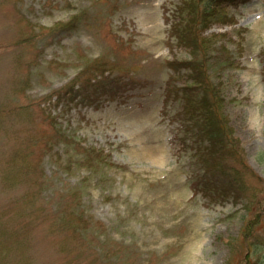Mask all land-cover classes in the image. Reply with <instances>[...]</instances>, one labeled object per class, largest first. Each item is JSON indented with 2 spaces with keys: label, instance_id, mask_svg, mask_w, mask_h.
I'll return each instance as SVG.
<instances>
[{
  "label": "rangeland",
  "instance_id": "1",
  "mask_svg": "<svg viewBox=\"0 0 264 264\" xmlns=\"http://www.w3.org/2000/svg\"><path fill=\"white\" fill-rule=\"evenodd\" d=\"M189 1L0 0V209L19 197L31 198L41 212L26 240L32 264H242L248 249L251 264H264V245L254 249L244 234L257 217L253 233L264 235V0L214 4L208 18L217 20L186 44L176 33L202 30L206 0L195 5L198 19ZM78 13L80 27L72 34L26 39ZM194 40L196 59L209 54L212 83L222 90L226 121L249 168L212 133L182 129L178 88L186 75L169 84L168 62L194 57ZM99 67L111 83L89 86L91 102L58 100L52 92L79 71L87 76ZM26 76L27 92L20 84ZM48 115L57 116L71 140L57 136ZM91 145L102 159L84 152ZM196 151L205 158L198 161ZM17 152L32 168L11 187L6 165ZM204 161L210 173L223 162L231 172L227 181L242 171L253 202L249 193L216 202L195 193ZM83 210L88 223L80 221ZM8 214L9 227L23 232L25 225ZM58 221L78 231L61 230ZM97 246L106 249L100 256Z\"/></svg>",
  "mask_w": 264,
  "mask_h": 264
},
{
  "label": "trees",
  "instance_id": "2",
  "mask_svg": "<svg viewBox=\"0 0 264 264\" xmlns=\"http://www.w3.org/2000/svg\"><path fill=\"white\" fill-rule=\"evenodd\" d=\"M248 1L250 0H206L201 9L202 13H205V15L200 20V23L204 26H202V30H199V32H196L195 34H189V29H180L179 32L176 33L177 38L179 39L178 41L180 43L187 44L186 39L190 38L191 36L195 37L194 39L200 38L201 33L209 28V26L215 20H217H214V18H208V15L211 17L214 16V7L212 8L214 4L220 8L223 4L237 5L240 3H246ZM186 2L188 3V1ZM189 2L194 8L193 13L196 19H198L197 16L201 12L199 13L198 6L195 7V5L196 3L199 5L200 0H190ZM80 16L81 13H78L75 14L72 19L70 18L67 21H57L47 28V30H44L45 28L40 26L38 31H34L26 39L29 40L38 36L41 39H50V41H54L56 39L63 38L64 36L72 34L73 31L80 27ZM203 37L205 38L204 35ZM198 46L199 43L194 40L192 45L194 57L192 56L190 60L181 62V60L174 57L168 62V65L173 70V74H171L169 78V84L173 79L177 78V76L186 75L184 84L179 85L178 88L180 93L179 98L182 100L181 110L179 112L183 114L182 117L184 118V120H182V122L184 121L182 123V129L186 133L191 132L194 135H198L202 131L208 135L212 133L214 136H216L219 147H225L227 150L231 149L234 158L249 168L248 164L246 163L245 156L241 151L240 140L234 135L232 126L226 121L228 118L222 103L224 100L222 90L219 85L212 83L211 75L209 73V54L206 53L204 56H201V58H195V53H198ZM100 67L90 71L87 76H84V74L87 72L86 69L79 71L74 78L69 80V82L58 89L52 90V92L56 91L55 94L58 100L64 98L62 95H66L67 97L70 95V100L80 102L86 101V103L91 102V100H93L91 97L94 96V93L88 90L89 86H92V88L98 90L105 88V86H108L111 83V79L105 78L109 77V75H105V69H101L99 72ZM98 74L101 75L100 78H98ZM20 79L21 89L27 92L28 86L31 84L30 76H26L24 78L22 77ZM188 80H191V82H188ZM169 90L170 88L168 89L167 94H169ZM196 91L198 92V96ZM52 92L49 94H44L43 100L50 98ZM109 92L111 94L112 89H109ZM69 99L66 98V101H69ZM51 118L53 120L52 124L54 125L56 133L58 134L57 136L62 137V139L71 140V135L68 134V132H66L61 125H59L57 116H52ZM203 120L205 121L204 123L202 122ZM9 132L12 133V131ZM85 148L86 150L84 152H91L90 158L92 157L94 160L97 158H103V152L97 150L95 146L91 145ZM92 152H94V154H92ZM212 152L213 154L215 153L214 150ZM196 153L198 155V161H201L205 158V154L203 152L196 151ZM220 163L217 164L214 173H210V162L204 161V164L202 163L204 166V172L202 175L197 176L193 181L194 192H201V194H203L208 200L212 202H216L218 199L217 197H220L221 199L225 197L224 195L226 194L229 196L230 193L232 197H237L236 200L239 201L241 198H243V196H245L246 193H249L250 195L248 201L253 202L255 199V194L248 187L246 179H244L242 175V171H237L234 176L228 177V181L224 180L223 177L228 176V174L231 172H229L226 168H222V165L226 166L223 162ZM89 165H91V163ZM6 168L8 170L9 176H7L8 178L6 177V179H4V182L6 185H10L12 187L16 185L17 182L19 183L25 180V177L31 171L32 166L30 168V162L27 163L26 158L21 157V153L17 152L9 159ZM233 169L234 168H231V170ZM14 199L15 204L13 203V205L7 208V210L4 207L0 209V264H32L33 260H30L28 254L25 251L26 240L29 238L28 235L30 233V227L35 224V221L40 216L41 212H39V209L34 206V202L31 198H29L27 203H25L19 197ZM7 211L14 212L16 217L19 218V223L25 225L23 232H20L18 228L16 229L13 227L11 229L9 227V220L12 215H9ZM72 213L74 214V211ZM84 215L87 214L83 210V212L79 214V218L83 219L80 221L88 223V216L84 218ZM259 222L260 221L257 217L252 218V220H250L249 223L245 225L244 230L246 237H251L252 243L250 245H253L254 249H256V245H264V235L253 233L254 225L258 224ZM57 226L61 230L66 228H68V230L71 228H73V230L76 229L74 227H68V224L64 221H58ZM80 229L81 232L79 233L84 235L85 233H82V231H85V229H83V227ZM50 230L55 232L54 225L53 228H50ZM64 241L65 245H68L67 238H65ZM63 248L64 251L68 249V247L64 246ZM95 249H98L99 256V249L101 251L106 250L102 247L100 248L99 246L95 247ZM249 260L250 253L248 249L244 255L242 264H251Z\"/></svg>",
  "mask_w": 264,
  "mask_h": 264
}]
</instances>
